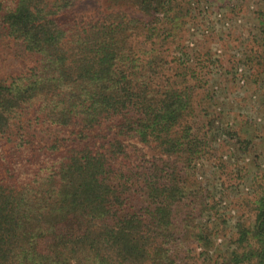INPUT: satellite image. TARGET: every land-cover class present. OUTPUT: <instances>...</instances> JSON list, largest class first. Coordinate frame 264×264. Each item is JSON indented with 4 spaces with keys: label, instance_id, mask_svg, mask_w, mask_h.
Returning a JSON list of instances; mask_svg holds the SVG:
<instances>
[{
    "label": "trees",
    "instance_id": "obj_1",
    "mask_svg": "<svg viewBox=\"0 0 264 264\" xmlns=\"http://www.w3.org/2000/svg\"><path fill=\"white\" fill-rule=\"evenodd\" d=\"M85 1L0 0V39L40 56L0 79V264H185L203 238L204 192L180 170L211 145L188 122L194 90L161 74L164 61L138 41L180 7L96 0L92 18L69 15ZM21 116L67 136L41 146L22 134L7 150ZM238 246L222 264H264V195Z\"/></svg>",
    "mask_w": 264,
    "mask_h": 264
},
{
    "label": "rangeland",
    "instance_id": "obj_2",
    "mask_svg": "<svg viewBox=\"0 0 264 264\" xmlns=\"http://www.w3.org/2000/svg\"><path fill=\"white\" fill-rule=\"evenodd\" d=\"M95 2L85 1L69 15L88 12L92 18L103 4ZM174 2L180 7L178 18L167 25L153 19V41H138L154 64L164 61L161 74L194 90V115L188 122L211 149L180 170L204 192V204L194 214L203 238L191 239L193 258L185 264H222L239 247L241 227L254 229L264 195V0ZM39 64L40 56L20 42L0 39V79ZM30 116L15 120L7 150L22 134H33L41 146L67 136L66 130L29 124ZM145 151L150 160L152 153ZM247 244L255 246L252 238Z\"/></svg>",
    "mask_w": 264,
    "mask_h": 264
}]
</instances>
